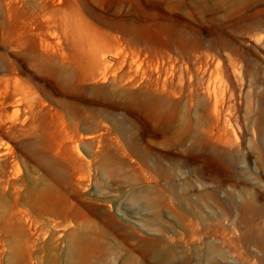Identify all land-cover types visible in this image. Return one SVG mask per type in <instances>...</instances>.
Instances as JSON below:
<instances>
[{"label":"rangeland","instance_id":"1","mask_svg":"<svg viewBox=\"0 0 264 264\" xmlns=\"http://www.w3.org/2000/svg\"><path fill=\"white\" fill-rule=\"evenodd\" d=\"M264 264V0H0V264Z\"/></svg>","mask_w":264,"mask_h":264},{"label":"bare ground","instance_id":"2","mask_svg":"<svg viewBox=\"0 0 264 264\" xmlns=\"http://www.w3.org/2000/svg\"><path fill=\"white\" fill-rule=\"evenodd\" d=\"M186 264H188V263H186Z\"/></svg>","mask_w":264,"mask_h":264}]
</instances>
